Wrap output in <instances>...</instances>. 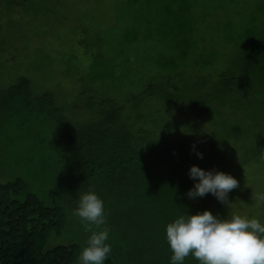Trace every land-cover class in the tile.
I'll return each mask as SVG.
<instances>
[{"label":"trees","instance_id":"1","mask_svg":"<svg viewBox=\"0 0 264 264\" xmlns=\"http://www.w3.org/2000/svg\"><path fill=\"white\" fill-rule=\"evenodd\" d=\"M189 2L166 9L171 54L152 60L123 101L94 81L70 100L28 76L0 86V264H77L90 233L72 210L90 188L104 201L105 264H168L167 223L205 209L225 217L212 195L187 196L190 166L212 169L211 150L224 156L229 146L264 164V0H223L227 21L212 27L218 45L196 41ZM151 101L159 114L211 128L210 139L162 145L149 127Z\"/></svg>","mask_w":264,"mask_h":264},{"label":"rangeland","instance_id":"2","mask_svg":"<svg viewBox=\"0 0 264 264\" xmlns=\"http://www.w3.org/2000/svg\"><path fill=\"white\" fill-rule=\"evenodd\" d=\"M222 3L189 2L186 14L193 19L196 41L219 44L212 27L215 21H227ZM182 7L181 0H0V86L23 75L37 88L59 87L70 100L81 84L94 81L95 89L123 101L141 89L151 62L163 52L171 54L163 48L172 42L163 15L166 9ZM227 53L221 49L219 58ZM160 105L151 101L146 110L154 119L149 126L154 138L162 145L210 139L211 128L198 126L194 119L185 122L179 112L159 114ZM213 152L209 158L218 164L212 169L238 181L228 194L230 206L219 202L225 216L235 213L264 222V201L252 199L264 196V164L257 157L248 156L249 161L233 146L224 156Z\"/></svg>","mask_w":264,"mask_h":264},{"label":"clouds","instance_id":"3","mask_svg":"<svg viewBox=\"0 0 264 264\" xmlns=\"http://www.w3.org/2000/svg\"><path fill=\"white\" fill-rule=\"evenodd\" d=\"M196 155L203 158L200 152ZM260 158L264 159V151ZM188 176L194 181L187 192L189 198L210 194L221 204L230 206L228 194L238 186L231 174L192 165ZM252 199L258 203L264 201V196L253 195ZM72 215L90 233L77 264H105L110 258L111 245L107 242L109 228L103 199L90 188L79 195ZM164 238L171 253L168 264H184L188 256L197 264H264V222L256 217L235 213L221 217L208 209L195 214L187 211L164 226Z\"/></svg>","mask_w":264,"mask_h":264}]
</instances>
